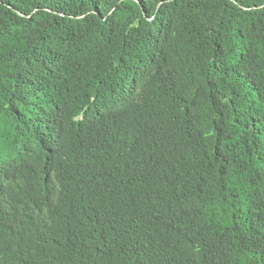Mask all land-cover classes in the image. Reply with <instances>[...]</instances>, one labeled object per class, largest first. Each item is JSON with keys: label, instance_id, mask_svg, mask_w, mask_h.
<instances>
[{"label": "trees", "instance_id": "1", "mask_svg": "<svg viewBox=\"0 0 264 264\" xmlns=\"http://www.w3.org/2000/svg\"><path fill=\"white\" fill-rule=\"evenodd\" d=\"M0 264H264V0H0Z\"/></svg>", "mask_w": 264, "mask_h": 264}]
</instances>
